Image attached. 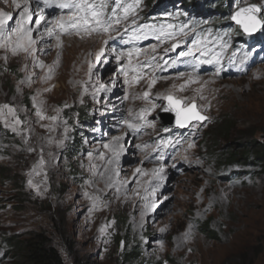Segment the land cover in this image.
<instances>
[{
	"label": "rangeland",
	"instance_id": "374dc122",
	"mask_svg": "<svg viewBox=\"0 0 264 264\" xmlns=\"http://www.w3.org/2000/svg\"><path fill=\"white\" fill-rule=\"evenodd\" d=\"M219 1L141 0L119 25V33L77 35L71 29V34H60L54 20L69 10L49 0L52 6L44 9L45 19L33 32L35 53L0 48V106L14 107L22 121L14 124V115L0 109V146L7 148L0 155V264L14 262L1 245L4 237L41 232L51 237L66 264H130L125 255L136 248L143 264H264V174L254 173L256 166L217 160L220 153L240 146L243 133L258 130L255 137L264 142V28L248 35L231 19L250 4L261 6L258 15L264 19V0H229L224 12ZM104 2L110 13L114 0ZM120 2L135 6V0ZM30 3L35 22L37 0ZM0 10L13 17L2 36L15 29L19 17L12 0H0ZM118 12L122 15V8ZM132 19L157 28L172 24V30L188 24V35L179 37L186 43L172 51L174 41L162 43L152 36L134 40L131 29L123 32ZM49 28L60 35L59 41L48 36ZM198 34L202 40L207 37L202 46L214 51H221V37L230 45L223 50L219 75L215 63L193 72L192 58L178 56ZM100 48L104 52L97 60ZM135 48L145 54L130 63L127 55L117 58ZM245 53L248 59L241 66ZM153 55L163 70L158 67L136 83L138 60ZM173 60L178 61L175 66ZM155 77L159 79L149 97L143 98ZM168 94L195 102L207 119L194 122L196 127L166 126L161 117ZM153 104L154 110L141 120V109ZM37 111L57 119H40ZM169 113L168 119L175 118ZM126 121L139 130L133 132ZM227 122L228 134L218 135ZM116 138L123 151L115 165L119 176L113 175L110 187L101 174L105 166L113 172L105 161L117 147ZM169 138H180L181 144L158 151L159 141ZM77 142L79 148L74 147ZM188 142L195 147L188 149Z\"/></svg>",
	"mask_w": 264,
	"mask_h": 264
},
{
	"label": "snow or ice",
	"instance_id": "6c2138e0",
	"mask_svg": "<svg viewBox=\"0 0 264 264\" xmlns=\"http://www.w3.org/2000/svg\"><path fill=\"white\" fill-rule=\"evenodd\" d=\"M5 3H7V0H4ZM141 0H135V6L133 4H127L126 6H122L120 0H114V7L112 8L111 12H107V4L104 2V0H101L100 3H96L95 0H55V3L58 7L61 9H67L69 10L68 14L61 15L57 17L54 20V24L56 27L60 30V34H71L68 30L71 29L75 32V34L80 35L81 33L91 35L92 33L97 34H110L113 31H116L119 33V25H121L124 21L128 20V17L130 14H134L136 8L139 6ZM12 3L14 5V8L17 11V16L19 17L18 21L16 22V27L14 30H8L5 35L0 36V48L7 49L10 46V50L13 54H18L19 52H24L29 55H32L36 52L35 45L37 43V40L33 38V32L40 27L41 21L45 19L44 16V9L47 7L52 6L49 3V0H43L44 6L40 7V0H37V7L39 8V14L35 17V22H33L34 12L35 10L32 9L30 0H23V3L19 2V0H12ZM122 8V15L119 14L118 10ZM261 6L257 4H250L247 7L240 8L238 11L235 12L234 15L231 16V19L240 26V28L243 30L244 33L252 34L254 32H257L261 28H264V19H261L259 17V13L261 12ZM13 17L11 14L6 13L2 10H0V31L4 30V26L7 23V21L12 20ZM134 26V27H133ZM175 26L172 24L161 25L160 27H156L155 25H138L136 19H132L129 26H126L123 29V32L125 34L129 33V30L131 29V37L134 40H141V39H148L149 36L154 37L157 41H161L162 43H166L168 41H174V43L171 44V50L175 51L177 48L181 46V44L186 43V41L180 40L179 37L181 36H187L188 32L185 31L186 28H189L188 24L182 25L178 30H172ZM190 31L194 32L195 28H190ZM48 36L53 37L57 39V41L60 40V35L56 34V32L53 31V29L49 28L47 29ZM207 37H204L203 40H206ZM203 40L197 35V37L193 40L191 43V46L188 47L186 51H181L178 53V56L181 58L190 57L192 58L193 63V72H196L200 65L203 64H213L219 66L217 75H219V70L223 68L221 56L223 54V50L228 48L230 45L226 42H222L223 38H219L217 40V44H219V47L221 51L217 52L214 51L211 48L204 47ZM106 43V41H105ZM153 52H155V46L151 49ZM115 51V50H113ZM167 52L168 49H165ZM104 49L101 48L99 52L96 53V59L99 60L100 56L103 55ZM199 52V56L196 55V53ZM145 50L140 48H135L133 50L128 51L127 53L121 52L117 56L119 59L120 57H123L124 55H127L129 59V63L131 60L136 57L139 58V56L144 55ZM236 55L235 52H233V57ZM248 59V54L245 53L244 57L240 60V65L243 66ZM178 61L173 60L172 65L175 66ZM167 63V61H165ZM39 67L43 68L44 64L42 62H39ZM160 68L163 70V66L159 65L157 63V57L155 55L151 56L150 58L139 61L138 60V68L140 69L139 72L136 74V83H139L140 79H144L147 77V75L150 72H155L157 68ZM91 70V65H90ZM135 71V70H134ZM121 73L125 76L124 83L128 84L129 80L127 79V72L122 68ZM183 75V74H181ZM159 77H155L151 79V81L148 84L149 91H145L143 93V98L147 99L150 94V90L152 87L155 86L157 80ZM192 82H198V81H192ZM23 83V81H22ZM114 84V82H113ZM102 88L105 87L104 85L101 86ZM183 91V86L180 89ZM163 99L167 101V105L163 108V111H171L175 113V123L179 128H185L188 127L189 124H191L193 127H196L197 125L193 122H202L207 119L206 116L202 115L200 111L197 109V105L195 102L186 103L184 99L178 98L172 94H168L163 96ZM83 102V101H81ZM151 103V101H149ZM156 107L155 104L152 105L151 108H142L141 109V115L140 119L143 120V114L146 112H151ZM0 109H7L8 112L12 113L14 115V124H21L22 121L19 120L18 117H15V108L5 104L3 106H0ZM59 111V109H57ZM37 116L40 117V119H51L55 121L57 119L56 116L52 117H45L40 111H37ZM127 124V127L131 129L133 132H136L139 130V125H136L134 123L125 122ZM145 124H147L148 127H154L151 122L144 121ZM16 129L13 128V131ZM165 131H168V129H165ZM114 143L117 145V147H114L111 149L112 151V157L107 159L105 161V165H113V172L112 174H109V169L107 166L103 168V173L101 174V178L105 180L106 184L108 186H113V175L115 177L119 176V170L115 168V165L119 163V156L121 152L123 151V146L119 144V138H116ZM181 144V139L176 138L175 140L169 138V139H161L159 143L157 144V150L162 152L163 148H167L170 145L175 147L176 145ZM105 148H108L109 145H104ZM188 149H191L195 147V144L192 142H188L187 145ZM31 151H34V149H30ZM186 151V150H185ZM179 154V153H177ZM101 160H104V156H100ZM159 159L163 160V155L159 156ZM182 159L187 160V156H183ZM41 164L44 163L43 159L40 161ZM95 167V166H93ZM140 169H137V172H140ZM157 170H153L155 173ZM159 171H163V168L159 169ZM143 175H147V173H143ZM28 183L32 185V181L29 180ZM115 183H119V181H116ZM117 191H119V187L116 188ZM38 191V189H37ZM114 223V222H113ZM101 231L103 232L104 229L102 228ZM163 232L164 229H161ZM186 234V238H187ZM191 251V249H189Z\"/></svg>",
	"mask_w": 264,
	"mask_h": 264
},
{
	"label": "trees",
	"instance_id": "16d2710c",
	"mask_svg": "<svg viewBox=\"0 0 264 264\" xmlns=\"http://www.w3.org/2000/svg\"><path fill=\"white\" fill-rule=\"evenodd\" d=\"M229 0H220L218 6L224 12V5ZM264 42V40H262ZM82 115V114H80ZM84 118V116H83ZM225 124V123H224ZM230 123L222 125L217 134L226 135L229 132ZM261 136H264V130L261 129ZM258 133V130L255 132H248L241 134V144L236 149H230L227 152H222L217 155V160L222 162H228L229 165L237 166H256L259 170L254 173L264 174V142L258 140L255 135ZM76 136V135H75ZM79 143L74 146L79 148ZM213 154V151L210 150ZM7 154V148L0 146V155ZM225 165V164H224ZM241 173V172H238ZM247 174H254L253 172H245ZM4 175V172L0 167V176ZM208 235L213 236L214 233L208 231ZM131 240H129L130 242ZM1 245L6 253L14 262L12 264H66L62 254L60 253L58 247L55 245L54 241L46 233H36L33 236L28 238H22L17 235L4 237ZM140 252L139 248L135 250L128 251L125 255L126 263H138L140 262Z\"/></svg>",
	"mask_w": 264,
	"mask_h": 264
},
{
	"label": "water",
	"instance_id": "95a60500",
	"mask_svg": "<svg viewBox=\"0 0 264 264\" xmlns=\"http://www.w3.org/2000/svg\"><path fill=\"white\" fill-rule=\"evenodd\" d=\"M245 7H247V6H245ZM259 31V30H258ZM257 31V32H258ZM257 32H254V33H252V34H248V35H255V34H257ZM247 34V33H246ZM166 105H167V102H166ZM170 113H169V111H164L163 112V114H162V117H161V122H163L166 126H176L177 127V125H176V123H175V119H176V117L175 118H173V119H168V115H169ZM195 122V121H194ZM193 122V123H194ZM190 125V124H189Z\"/></svg>",
	"mask_w": 264,
	"mask_h": 264
},
{
	"label": "bare ground",
	"instance_id": "6f19581e",
	"mask_svg": "<svg viewBox=\"0 0 264 264\" xmlns=\"http://www.w3.org/2000/svg\"><path fill=\"white\" fill-rule=\"evenodd\" d=\"M41 22H42V21H41ZM100 49H101V48H100ZM176 85H177V84H176ZM171 87H173V88H174V87H175V84H174V85L172 84V85H171Z\"/></svg>",
	"mask_w": 264,
	"mask_h": 264
}]
</instances>
